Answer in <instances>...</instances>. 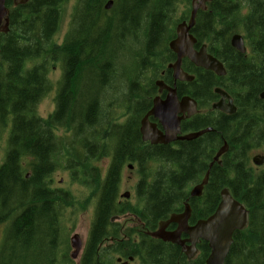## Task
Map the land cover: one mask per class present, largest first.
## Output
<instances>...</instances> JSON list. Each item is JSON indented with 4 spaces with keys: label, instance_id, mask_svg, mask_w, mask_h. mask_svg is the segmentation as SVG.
<instances>
[{
    "label": "trees",
    "instance_id": "obj_1",
    "mask_svg": "<svg viewBox=\"0 0 264 264\" xmlns=\"http://www.w3.org/2000/svg\"><path fill=\"white\" fill-rule=\"evenodd\" d=\"M63 1L29 0L13 6L7 0L9 30L0 32V128L10 131L0 165V222H7L8 227L0 264H73L65 251L66 244L62 253L55 249L59 210L64 206L74 208L73 198L67 192L47 188V176L58 166L63 167L55 161L62 160L72 181L86 186L93 199V221L77 264H111L114 253L124 258L138 255L142 264H203L209 252L205 243L198 246L197 259L187 262L179 247L153 239L143 230L156 229L158 221L182 210L188 198L185 187L200 181L208 170L211 153L223 139L228 142V151L221 157L222 164L214 163L209 168L202 197L190 200L192 219L210 215L220 201L219 191L227 187L249 210V223L233 233L225 264H264V172L252 173L246 166L245 152L240 154L239 116L232 121L234 127L228 126L227 120L236 113L226 115L209 108L183 121L181 128L187 132L212 126L215 132L179 141L176 146L149 145L140 140L139 120L151 107L150 98L156 90L153 80L144 82V74L154 77L158 73L159 77L165 69L162 78L172 82L166 67L175 57L167 46L174 34L167 27L175 6L190 0H113L108 11L103 8L105 0H77L70 28L57 44L54 33ZM236 32L243 34L247 55L229 44V37ZM191 33L196 46L206 44L207 51L225 64L235 88L222 82L224 77L184 59L183 69L194 74L195 79L177 82L178 95L192 96L201 109L216 98L210 89L212 80L233 95L240 113L243 103L235 95L239 86L245 87L251 81L244 89L250 99L264 89V0H214L205 11H198ZM140 40V51L131 53V67L118 65V58ZM31 61L33 65L28 66ZM55 64H60L61 73L54 88V109L42 118L37 108L53 87L47 74L50 65ZM115 78L127 80V90L120 100L111 101L117 103L112 112L118 111L123 121H118V115L114 118L104 113V101L112 93L111 80ZM200 82L204 83L203 90ZM256 103L264 112V102L256 98ZM59 129L64 136L57 143L55 130ZM104 157L110 158L105 170L99 165ZM146 160H153L150 166L162 164L156 170L148 167L153 172L145 173L142 170ZM127 163H136L140 173L135 185L137 205L116 203ZM27 170L29 177H25ZM244 179L251 182L247 187L243 186ZM126 212L138 217L142 227L135 223L125 228L110 221ZM105 243L108 245L104 247Z\"/></svg>",
    "mask_w": 264,
    "mask_h": 264
},
{
    "label": "water",
    "instance_id": "obj_2",
    "mask_svg": "<svg viewBox=\"0 0 264 264\" xmlns=\"http://www.w3.org/2000/svg\"><path fill=\"white\" fill-rule=\"evenodd\" d=\"M211 0H191L190 15L188 20L179 22L176 25V36L169 42V48L176 54V59L168 65L172 71L174 81H192L193 75L184 72L181 63L183 58H187L192 64L205 70H210L222 76L225 74L223 64L207 53L206 46L203 44L198 49L194 48L196 38L190 30L195 24V18L198 10H205L206 3ZM105 8H110V3L105 5ZM7 10L4 7V0H0V22L6 19ZM231 46L239 52L245 51L243 38L235 34L231 38ZM158 86V91L166 90L165 98L156 96L152 101V107L144 115L140 122V133L143 141H150L151 144H166L176 140H193L200 136L206 130L190 132L185 135L181 134V120L189 118L197 112V104L194 99L189 96L178 98L175 84L170 87L162 80L155 82ZM215 93L221 97L220 100L212 105L213 109H218L223 112L233 113L235 106L232 104L231 98L223 90L216 88ZM264 97V93L260 95ZM228 99V102H225ZM152 115L157 118L158 123L162 126L163 132L156 127V123L149 121L148 117ZM228 146L223 144L217 151L213 161L227 150ZM258 158V157H257ZM256 157L253 158L255 164H261ZM218 163H220L218 161ZM209 170L206 171L200 183L196 184L190 190L191 196H199L204 185L208 181ZM122 196L129 197V193ZM190 206L185 203L184 209L180 213H174L168 219L161 221L158 228L147 234L151 237L161 239L165 242H170L181 247V250L188 258H191L196 252V243L201 240L207 242L209 255L204 264H225V259L228 255L232 244V235L235 231L242 230L248 222V211L243 203L233 198L227 188L220 191V202L215 211L206 219L198 220L194 225H188L190 217ZM170 223L177 224L174 231L166 230V226ZM188 235L187 239H181V234ZM189 242V245L186 242ZM72 248L71 258L78 257L83 242L78 234H74L70 239Z\"/></svg>",
    "mask_w": 264,
    "mask_h": 264
},
{
    "label": "rangeland",
    "instance_id": "obj_3",
    "mask_svg": "<svg viewBox=\"0 0 264 264\" xmlns=\"http://www.w3.org/2000/svg\"><path fill=\"white\" fill-rule=\"evenodd\" d=\"M74 3H75V0H65L62 2L61 6H60V18H59V22H58L56 32L54 34L55 43H57V44H59L63 41L64 35L66 34V32L69 28L71 14H72L73 9H74V7H73ZM175 7H176V10H174V13L172 14L170 23L168 24V27H167L168 30H171L172 34H174V35H175L174 29L176 27V24L178 22L184 20V19H187V16L189 15L190 1L187 4H183V3L179 2V4H177ZM183 15H186L185 18H183L184 17ZM236 33H238V32H236ZM240 34H242V33H240ZM128 46H129V44H128ZM141 47H142V40L137 41V42L134 41L133 45H130L128 52L123 53L118 58V61H117L118 65L124 64L126 66L131 67L130 65L132 64V61H133L131 53H133L135 51L139 52ZM126 69H128V68L126 67ZM60 73H61V71H60L59 65H57V64L55 66L50 65V71L48 74V78H49L50 82L53 84V87L50 90V92L46 93L45 97L43 99H41V101L38 105V114L42 117H46L54 109V95H55L54 88H55V84L57 83V81L60 78ZM157 74L154 77L151 74H144V76H145L144 82H146V81L150 82L151 80L155 81L156 79H158ZM249 79H251V78H248V80ZM248 82H251V81H248ZM126 83H127L126 79H116L115 78L112 93H110L109 95H106L107 99H106V101H104V104H106V106H107V107H105L106 112H104V113L107 114V116L109 115L110 117H111V115H114V118L116 115H118V121H123L122 120L123 117L120 116V113L118 111L112 112L113 109H115V107L117 106V103L114 104L111 101H114L117 98L119 99L120 95L123 93V91L127 90ZM262 92H264V91H262ZM156 94H157V92L155 90L151 97L156 96ZM237 95L239 97V95H241V94L237 93ZM259 95H258V97L260 98ZM246 99L250 100V96L243 97V99H241V101L246 100ZM211 103L212 102H210L207 106L201 108V110L206 112L210 108ZM110 111H111V113H110ZM113 121H116V119H114ZM8 132H9V128H7V127L0 128V165L4 160L5 149H6V145H7V138L9 136ZM55 134L57 136L63 137L64 131L61 129L55 130ZM254 152H256V151H254ZM256 153H260V151H258ZM109 160H110V158L104 157V159L99 163V165H101V167L105 170V168H107V166L109 164ZM63 161L64 160H62L60 164H63ZM161 164L162 163H160V162L153 163L151 165V168L156 170L157 169L156 167H159ZM144 166L146 167L145 164H144ZM137 167L138 166L135 163L134 167L129 169L128 164H125L124 168L122 170L118 195L130 193V197L128 199H122V200L128 201L129 205H134V204L137 205V201L135 200V185L140 178V173H139V170ZM144 170L146 172H149L145 168H144ZM69 174L70 173H69L67 168L65 170L64 166L63 167L58 166L57 168H55V170L52 171V173L50 174V176L48 178L49 181L52 182L53 188L61 189L63 191L68 192L72 196L73 203L75 204L74 208H71V207L68 208L67 207L64 214H62L60 217L61 235H60L59 239H60L62 244H60L58 249H57L59 253L63 252V250L65 248V246H64L65 244H66V246H68V242H69L68 239L73 234H78L83 241V245L84 246L86 245V241L88 239L89 231H90L91 224L93 221V216H94L93 199H92L91 191L88 188H86V186H84V185H82L76 181H72ZM194 185H195L194 183L188 184L187 188H186V192L190 191L194 187ZM133 220H135V219H133ZM132 221H131L130 216H128V215H122V216H120L119 219L115 220L116 223H118L119 225H121L122 227H125V228L133 227V224H135V222H132ZM5 229H6L5 223H1L0 224V246H1V242H2L1 239L4 236ZM105 246H107L106 243L104 244V247ZM66 248H68V247H66ZM68 251H69L68 254H70L72 251L70 246L68 248ZM81 254H82V252L80 253L79 258L81 256ZM118 256L119 255H117V254H113L110 257L111 262H112L111 264H118V263H116V258ZM78 259H74V260L71 259V260L73 261V264H77ZM130 264H132V263H130ZM133 264H137V262H134Z\"/></svg>",
    "mask_w": 264,
    "mask_h": 264
},
{
    "label": "flooded vegetation",
    "instance_id": "obj_4",
    "mask_svg": "<svg viewBox=\"0 0 264 264\" xmlns=\"http://www.w3.org/2000/svg\"><path fill=\"white\" fill-rule=\"evenodd\" d=\"M208 4V3H207ZM206 4V5H207ZM242 35V34H241ZM232 36H230V38H231ZM242 37H243V35H242ZM244 38V37H243ZM229 44H230V39H229ZM232 47V46H231ZM245 47H246V50H245V53H244V55H247L248 53H249V50H248V47L246 46V43H245ZM195 48H198V46H196ZM175 58V57H174ZM0 64H1V62H0ZM223 64V63H222ZM28 66L30 65V64H27ZM223 65H225V64H223ZM203 69V68H202ZM222 82H225L224 80H222ZM204 83H201L200 82V89L202 88V90H203V85ZM210 86H212V80H211V84H210ZM230 87H234V86H230ZM222 88V87H221ZM235 88V87H234ZM155 89H156V92H157V94H156V96H160V97H162V98H165V94H166V90H162V92L160 93L159 91H158V86H155ZM211 89H213V86H212V88ZM236 92V91H235ZM260 92V91H259ZM259 92L258 93H256V98H258L259 100H261V102H264V98H259L258 97V94H259ZM212 93H213V91H212ZM214 94V93H213ZM228 94H229V96H230V98H231V100H232V102H233V104L235 105V112H233V113H231V114H229V113H224V114H226V115H233V114H235L236 113V115L233 117V118H230L231 120H234L235 119V117L236 116H239V118H238V121H239V126H240V128H241V130H242V134H241V137H240V154H242L243 155V153L245 152V156H246V159H247V164H246V166H247V168L250 170V171H252V173H254V174H258V175H260L261 173H263L264 172V125H263V123H264V117H262V116H264V112L261 110V108H260V110L259 111H256V110H254L253 111V105L255 104V102H256V98H254V99H246V100H242L241 102L243 103L242 104V110L240 111V113H239V110H238V106L239 105H236L237 103H236V99H234V97H233V95L231 94V93H229L228 92ZM216 95V98L214 99L215 101H218L219 99H220V95H218V94H215ZM182 96H189V97H191V98H193L192 96H190V95H188V94H184V95H182ZM245 97L246 96V92L245 91H243L242 93H241V95H239V97L241 98V99H243V97ZM181 97V96H180ZM210 98V97H209ZM193 99H195V98H193ZM196 100V99H195ZM196 102H197V105H198V101L196 100ZM213 102V101H212ZM225 102H228V100L226 99L225 100ZM197 115V113L196 114H194V115H192L190 118H187V120H184V121H189V120H191L193 117H195ZM234 123V122H233ZM206 127H208V126H206ZM206 127H203V128H206ZM158 128H160V126H158ZM203 128H201V129H203ZM161 129V128H160ZM198 130H200V129H198ZM9 131H10V129H9ZM195 131H197V130H195ZM211 132H214V131H210V132H206L205 134H208V133H211ZM9 133V132H8ZM204 134V135H205ZM7 140H8V138H7ZM141 140V139H140ZM182 141H189V140H182ZM141 142L143 143V140H141ZM177 142H179V141H177ZM177 142H174V143H171V144H161V145H174V146H176V144H177ZM144 147V146H143ZM145 148V147H144ZM219 148V147H218ZM218 148L217 149H214L213 150V152L211 153V155H210V159L213 161V158H214V156H215V153H216V151L218 150ZM247 151V152H246ZM249 151V152H248ZM254 151H256V152H258V151H260V153H256V152H254ZM253 153V154H252ZM5 154H6V150H5ZM143 156H145V153H143L142 154ZM224 154H222L221 156H220V159H222L221 157L223 156ZM259 156V161H261V164L260 165H255L254 164V161H253V158L254 157H258ZM4 158H5V155H4ZM4 161V160H3ZM153 160H146L145 161V164H146V167H145V169L146 170H148L150 173L152 172L151 170H149V168L151 167L150 166V164H149V162H152ZM3 163V162H2ZM1 163V164H2ZM148 165V166H147ZM149 167V168H148ZM248 181L250 182V180H248V179H244V183H243V186L245 187H247V185H248ZM261 182V181H260ZM251 183V182H250ZM257 183V182H256ZM258 184V183H257ZM259 185V184H258ZM47 186H48V188L50 189V190H61V189H56V188H53L52 187V182H50L49 184H47ZM261 187H263V185H261ZM61 191H63V190H61ZM185 191H186V187H185ZM65 192V191H64ZM186 194H187V196H188V198L189 199H196V198H198V197H192V196H190V191H188V192H186ZM199 198H201V196L199 197ZM192 210H193V208H192ZM180 212V211H179ZM192 216H193V213H192V215L190 216V218L188 219V225H190V226H192L198 219L196 218V219H192ZM158 226V225H157ZM177 224H175V223H170V224H168L167 226H166V230H168V231H174V230H176V228H177ZM181 238L182 239H187L188 238V235L187 234H185V233H182L181 234ZM186 244H189V242L187 241L186 242ZM201 244H203V241H201L199 244H197L196 245V252L193 254V256L191 257V258H188L187 256H185L184 255V258H185V260L187 261V262H191V261H195L197 258H196V256H197V253H198V251H199V245H201ZM59 247V245L57 244L56 245V248H58ZM68 247V246H67ZM55 248V249H56ZM69 248V247H68ZM68 248H65V251H66V253H67V256H69V254H68ZM180 252H182L181 251V249H180ZM138 257H135L134 258V260L133 261H127L126 263H125V259H121V262H119V264H130V263H134V261L135 260H137L136 262H137V264H141L140 263V259L138 258ZM66 260H67V258H65Z\"/></svg>",
    "mask_w": 264,
    "mask_h": 264
},
{
    "label": "bare ground",
    "instance_id": "obj_5",
    "mask_svg": "<svg viewBox=\"0 0 264 264\" xmlns=\"http://www.w3.org/2000/svg\"><path fill=\"white\" fill-rule=\"evenodd\" d=\"M29 0H11V2H12V4H13V6H17L18 4H24V3H26V2H28ZM76 1L77 0H75V3H74V6L73 7H75V5H76ZM212 1H214V0H211V1H209V2H207V3H210V2H212ZM110 3V8H108V9H106L105 8V5H108ZM206 3V4H207ZM112 5H114L113 4V0H105V3H104V9L106 10V11H108V10H110L111 9V7H112ZM4 7H5V9L7 10V15H6V19H7V23H6V21H5V19H3L2 20V22H0V32H3V33H6L8 30H9V25H10V19H9V14H10V9H9V7H8V5H7V0H4ZM116 14V13H115ZM171 14V13H170ZM169 14V15H170ZM189 15H190V12H189ZM189 15L187 16V19H184L185 21L186 20H188V18H189ZM116 17V16H115ZM123 20V19H122ZM182 20V19H181ZM184 20H182V21H184ZM181 22V21H180ZM120 23V22H119ZM179 23V22H178ZM177 23V24H178ZM176 24V25H177ZM137 26V25H136ZM69 28H70V26H69ZM69 28H68V30H69ZM176 28V27H175ZM67 30V31H68ZM133 30V29H132ZM175 30V29H174ZM102 31V30H101ZM55 34V33H54ZM235 34H238V35H240L241 37H242V35L240 34V33H233V34H231L232 36L233 35H235ZM175 36H176V31H175V35L168 41V43H167V46H168V49H169V51H171L174 55H175V58H174V60H173V62L175 61V59H176V54L169 48V42L172 40V39H174L175 38ZM232 38V37H231ZM231 38H229L230 39V42H231ZM244 39V38H243ZM244 43H245V39H244ZM14 45V44H13ZM231 45V44H230ZM257 49H259V48H257ZM234 50H236V49H234ZM245 50H246V47H245ZM237 52H239L238 50H236ZM240 54H243L244 55V53H245V51L244 52H239ZM209 54H211V53H209ZM228 54H231V55H233V53H228ZM213 57H215L213 54H211ZM216 59H218L217 57H215ZM229 58H232V56H229ZM184 59H187V58H183L182 59V63H181V67H182V65H183V61H184ZM219 60V59H218ZM220 61V60H219ZM33 62L34 61H31V62H29V64H30V66H32L33 65ZM36 62V61H35ZM221 63H222V61H220ZM75 63V62H74ZM232 64H234V65H236V66H239V64H237V63H235V62H231ZM192 64V63H191ZM56 65V64H55ZM54 65V66H55ZM57 65H59V67H60V64H57ZM233 68H234V66H232ZM61 68V67H60ZM183 68V67H182ZM224 68H225V74L224 75H222V76H220V77H224L223 78V80L224 81H226V82H228L229 84H228V87L230 88V86H234V84L235 83H233V81H232V79H229L228 78V72H227V67L226 66H224ZM232 68V69H233ZM239 68V67H238ZM202 69V68H201ZM237 69V68H236ZM203 70H205V69H203ZM50 71V70H49ZM49 71H48V73H49ZM205 71H210V70H205ZM233 71H235V70H233ZM112 72V71H111ZM110 72V73H111ZM212 72V71H211ZM72 74V73H71ZM135 75H136V73H134ZM235 74V73H234ZM236 75V74H235ZM47 76H48V74H47ZM97 76V75H96ZM108 76V75H107ZM238 76V75H237ZM109 77V76H108ZM218 77V76H217ZM241 78H242V76H241ZM113 79V78H112ZM66 80V79H65ZM111 81H114V80H111ZM90 82V81H89ZM258 83H260V81H258ZM250 85V82H248L247 84H246V86L244 87V86H239L241 89H240V91L238 92L239 94H241L243 91H244V89L246 90V88L248 87ZM154 86H156V84L154 85ZM212 86H213V89H211L212 88ZM212 86H210V89H211V92L213 91V93H214V91H215V89L216 88H219V89H221V87H219V86H217L215 83H212ZM99 90V89H98ZM262 91H264V89L263 90H261L260 92H259V94L261 95L262 93H264V92H262ZM262 92V93H261ZM94 93V92H93ZM77 94V93H76ZM138 94V93H137ZM258 94V95H259ZM235 95L238 97V95H237V93H235ZM259 95V96H260ZM156 96H153V97H151L150 99H151V105H152V101H153V99L155 98ZM239 98V97H238ZM260 98H264V97H261L260 96ZM193 99V98H192ZM195 100V99H194ZM239 100L241 101V99L239 98ZM196 101V100H195ZM40 103V102H39ZM196 104H197V102H196ZM39 105V104H38ZM240 106V105H239ZM99 108V107H98ZM258 108V109H257ZM150 109V108H149ZM148 109V110H149ZM256 110V111H259V104L258 103H256V104H254L253 105V110ZM101 110V109H100ZM240 110H242V107H241V109ZM82 111V110H81ZM98 113V112H97ZM37 115H39L38 114V108H37ZM194 115V114H193ZM40 116V115H39ZM144 116V115H143ZM143 116L140 118V120H139V134H140V139L142 140V137H141V133H140V122H141V119L143 118ZM40 117H42V116H40ZM91 117V116H90ZM191 117V116H190ZM189 117V118H190ZM262 117H264V116H262ZM42 118H45V117H42ZM239 118V117H238ZM222 120V119H221ZM78 121V120H77ZM89 121V120H88ZM224 121V120H223ZM233 120H231V119H228L227 120V122H226V120H225V122H226V125H228V126H232L234 123L232 122ZM93 122V121H92ZM221 122V121H220ZM238 123H239V121H238ZM88 124V123H87ZM218 124V123H217ZM87 127V126H86ZM233 127H234V125H233ZM11 129H12V127H10ZM206 129H209V130H206ZM201 130H206L205 132H203L200 136H198V137H201V136H203L206 132H210V131H214L215 132V130H214V128L212 127V126H208V127H206V128H203V129H200V130H197V131H201ZM219 129H217V131H218ZM232 130V129H231ZM9 135V134H8ZM218 135V134H217ZM214 136H215V134H214ZM197 137V138H198ZM213 137V136H212ZM212 137L210 138V139H212ZM55 138H56V142L57 143H60V139H61V136H57L56 134H55ZM213 138H215V137H213ZM92 140V139H91ZM221 140H222V138H221ZM213 141H215V140H213ZM177 142V141H176ZM210 142H212V141H210ZM171 143H174V142H169V143H166V144H171ZM116 144H117V142H116ZM208 144V143H207ZM215 144V143H214ZM213 144V145H214ZM223 144H226L227 146H228V148H229V145H228V142L226 141V139H223L222 141H221V144L217 147L218 148V150L220 149V147L223 145ZM159 145H161V144H159ZM212 145V144H211ZM216 145H218V143L216 144ZM95 147V146H94ZM93 147V148H94ZM208 147H210V145H208ZM207 147V148H208ZM212 147V146H211ZM214 147H215V145H214ZM91 148V147H90ZM89 148V149H90ZM96 148H98V145H97V147ZM216 148V149H217ZM228 148H227V150L223 153V154H225L227 151H228ZM47 150V149H46ZM92 150V152H93V149H91ZM90 150V151H91ZM203 150V149H202ZM217 150V151H218ZM95 151H96V149H95ZM207 151V150H206ZM205 151V152H206ZM217 151H216V153H217ZM47 152V151H46ZM204 152V151H203ZM209 153H210V151H209ZM216 153H215V155H216ZM21 153H19V155H20ZM207 155V154H206ZM17 156V155H16ZM22 156V155H21ZM47 156V155H46ZM45 156V157H46ZM126 156V155H125ZM202 156H204V154L202 155ZM44 157V158H45ZM215 157V156H214ZM206 158V157H205ZM214 159V158H213ZM161 160V159H160ZM168 160V159H167ZM173 160V159H172ZM25 161V160H24ZM218 161L220 162V163H218ZM28 162V161H27ZM27 162H25V163H27ZM170 162V161H169ZM173 162H174V160H173ZM24 163V164H25ZM55 163H56V165L58 164V165H60V163L61 162H57V161H55ZM54 163V164H55ZM158 163V162H157ZM214 163H217V164H222V160L220 159V157L218 158V160L217 161H212L211 159L208 161V170H209V168L214 164ZM128 164V168L129 169H131L132 167H134V165H135V163H127ZM144 164H145V162L143 163V166H144ZM61 165H63V166H65V168H66V162L65 161H63V164H61ZM146 165V164H145ZM160 167V166H159ZM156 168H158V167H156ZM155 168V169H156ZM164 169V168H163ZM211 169V168H210ZM66 170V169H65ZM15 171V170H14ZM68 171H69V173H70V170L68 169ZM142 171H145L144 169L142 170ZM159 171V170H158ZM16 172V171H15ZM26 172V174H25V177H29V175H30V171L28 172V170L27 171H25ZM153 172V171H152ZM155 172V171H154ZM160 172V171H159ZM159 172H157V173H159ZM163 172H164V170H163ZM52 173V172H51ZM50 173V174H51ZM145 173H147L146 171H145ZM156 173V174H157ZM160 173H162V171L160 172ZM206 173V172H205ZM155 174V173H154ZM70 175V174H69ZM121 175H122V173H121ZM205 175V174H204ZM49 176L50 175H48L47 176V184H49L50 183V181H49ZM15 177H16V174H15ZM189 184H192V183H189ZM195 186V185H194ZM47 188H48V186H47ZM186 188H187V186H186ZM193 189V188H192ZM191 189V190H192ZM50 190V189H49ZM53 191H57V190H53ZM118 191H119V188H118ZM221 191V190H220ZM220 191H219V193H220ZM66 192V191H65ZM186 192V191H185ZM191 192V191H190ZM68 193V192H67ZM123 194H120V195H118V192H117V199H116V203L117 204H125V205H129V203H128V201H126V200H122V199H128L129 197H130V193H129V197H126V196H122ZM44 196V195H43ZM191 196V195H190ZM19 198L21 197V196H18ZM26 197V196H25ZM192 197H200V195L199 196H192ZM20 199H22V197L20 198ZM19 199V200H20ZM122 200V201H121ZM135 200L137 201V196H136V190H135ZM190 200L191 199H189V198H187L183 203H182V208H183V206L185 205V203H190ZM16 201V200H15ZM21 201V200H20ZM16 203H18V199H17V202ZM24 203H25V201H24ZM48 204V203H47ZM50 204V203H49ZM16 204H14V206H15ZM21 205V204H20ZM17 206V205H16ZM15 206V207H16ZM19 206V205H18ZM67 207L69 208V206H64V208L62 209V210H59V212H60V214H59V216H58V227H57V233H56V245L58 244V245H60V244H62L61 243V241H60V239H59V237H60V235H61V229H60V217H61V215L62 214H64V212H65V210L67 209ZM19 208H22V207H19ZM94 208V207H93ZM150 208V207H149ZM148 208V209H149ZM15 209V208H14ZM23 210V209H22ZM24 211V210H23ZM174 213H176V212H172L171 214H174ZM171 214H169V216L171 215ZM122 215H128V216H130V218H138V217H136L133 213H131V212H126V213H122V214H119V215H116V216H113L111 219H110V221H112V222H115V220H117V219H119L120 218V216H122ZM169 216H167L166 218H164V219H162V220H160V221H158V223H157V225L161 222V221H164V220H166V219H168V217ZM46 218H47V215L45 216ZM30 218V217H29ZM37 219H38V217H37ZM45 219V218H44ZM50 219V218H49ZM32 221V220H31ZM42 221V220H41ZM43 222V221H42ZM47 222V221H46ZM1 223H5V225H6V229H7V227H8V225H7V222H0V224ZM44 223V222H43ZM36 224V223H35ZM45 224V223H44ZM43 224V225H44ZM40 225H41V223H40ZM40 225H39V227H40ZM52 225V224H51ZM34 227H36V226H34ZM38 227V226H37ZM48 227V226H47ZM42 228V227H41ZM45 228V227H44ZM6 229H5V232H4V236H5V233H6ZM52 230V229H51ZM50 230V231H51ZM39 231H41L40 229L38 230V233H39ZM44 231V230H43ZM49 231V230H48ZM49 231V232H50ZM143 232L144 233H148L149 231L147 230H143ZM37 233V232H36ZM42 233V232H41ZM48 233V232H47ZM34 234V233H33ZM52 234V233H51ZM50 234V235H51ZM39 235V234H38ZM38 235H36L35 234V236L36 237H38ZM74 235V234H73ZM148 235V234H147ZM4 236L2 237V242H1V246H0V251H1V249H2V245H3V242H4ZM41 236V235H40ZM39 236V237H40ZM148 236H150V235H148ZM35 237V238H36ZM47 237H52V235L51 236H49V234H48V236ZM151 237V236H150ZM70 239H71V236L69 237V239H68V247L70 246ZM163 242H165V241H163ZM166 243H168V242H166ZM45 244V243H44ZM43 244V245H44ZM50 244V243H49ZM171 244V243H170ZM41 245V244H40ZM108 245V244H107ZM172 245H175V246H177V247H179L180 249H181V247L180 246H178V245H176V244H172ZM66 246V245H65ZM123 245H120V247L123 249V250H125V247H122ZM67 247V246H66ZM71 247V246H70ZM58 248H56V250H57ZM72 249V248H71ZM182 251V250H181ZM72 252V251H71ZM115 254V253H114ZM118 255V254H117ZM70 259H72L71 258V253L69 254V256H68ZM135 257H138L139 259H140V263L142 264L143 262H142V258L140 257V256H138V255H135V256H129L128 255V257H127V259L126 258H124V257H122V256H118L117 258H116V263H118L119 264V262H121V259H126L127 261H133L134 260V258ZM137 258V259H138ZM161 260V259H160ZM126 261V262H127ZM137 260H135L134 262H136ZM162 261V260H161Z\"/></svg>",
    "mask_w": 264,
    "mask_h": 264
}]
</instances>
